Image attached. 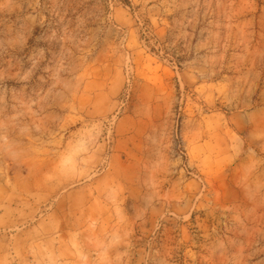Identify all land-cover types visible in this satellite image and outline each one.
<instances>
[{
	"label": "rangeland",
	"instance_id": "rangeland-1",
	"mask_svg": "<svg viewBox=\"0 0 264 264\" xmlns=\"http://www.w3.org/2000/svg\"><path fill=\"white\" fill-rule=\"evenodd\" d=\"M0 264H264V0H0Z\"/></svg>",
	"mask_w": 264,
	"mask_h": 264
}]
</instances>
